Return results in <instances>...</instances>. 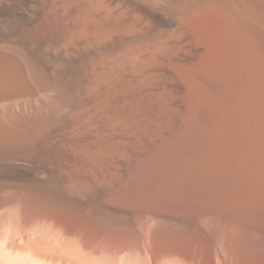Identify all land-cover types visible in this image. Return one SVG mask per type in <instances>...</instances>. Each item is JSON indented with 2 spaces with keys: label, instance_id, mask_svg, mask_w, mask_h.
<instances>
[{
  "label": "bare ground",
  "instance_id": "1",
  "mask_svg": "<svg viewBox=\"0 0 264 264\" xmlns=\"http://www.w3.org/2000/svg\"><path fill=\"white\" fill-rule=\"evenodd\" d=\"M1 205L20 249L264 264V0H0Z\"/></svg>",
  "mask_w": 264,
  "mask_h": 264
},
{
  "label": "rangeland",
  "instance_id": "2",
  "mask_svg": "<svg viewBox=\"0 0 264 264\" xmlns=\"http://www.w3.org/2000/svg\"><path fill=\"white\" fill-rule=\"evenodd\" d=\"M6 222L7 221H4V223H6ZM27 225H28L29 229L32 228L31 227L32 224L31 225L25 224L26 229H27ZM15 231H16L15 226H12L10 223H7L6 225L3 224L2 205H1V208H0V232L2 233V262H1L2 264H70V263L71 264H102V262H103V264H116V263L117 264H156V263H146L145 261H142L139 263V262H136L135 260H131V258H129V257H126V260H122L123 258L125 259V257H122L123 254L120 255L119 259L116 261H111L110 259L107 261V259L105 260L104 258H102L100 256V253H90L91 251H89L87 249H81L79 246H77L76 242L74 241V237H75L74 235L73 236L70 235L67 237L55 236V237L48 238V239L46 238L44 241L47 240L48 243L42 241L43 244L46 243L45 245H43V244H41L42 243L41 240H43V239H41V237L38 239L39 236L32 237L31 232L29 233V236H27V235L23 236L20 234L21 237L18 238V241L21 242L24 240L23 241L24 247H22L20 249V247L17 248V247H13V245L11 246L12 243H10L11 238L16 233ZM71 236L73 238H71ZM25 238H26V241H25ZM29 238H31L32 241L34 238H37V239H34V241L36 240L35 242H38L36 244V246L30 244L32 241ZM29 241H30V243H29ZM34 241L32 243L35 244ZM25 243H26V245L27 244L28 245L26 246ZM28 246L29 247L31 246V249ZM75 246H77V247L75 248ZM37 247H38V249H36ZM33 248H35V249H33ZM39 248L43 249L42 253H41L42 250H39ZM28 249L30 251H28ZM32 249L37 250L39 253L37 251L34 252ZM33 253L34 254L36 253V254L34 255ZM46 253H47V255H46ZM39 254H41V255H39ZM70 254H72V256H70ZM42 256H44V257H42ZM50 256H51V258L48 259ZM55 256H56V261H55V259L53 260V258ZM62 257H65V258L62 259ZM68 258H71V259L75 258V261L71 262Z\"/></svg>",
  "mask_w": 264,
  "mask_h": 264
}]
</instances>
